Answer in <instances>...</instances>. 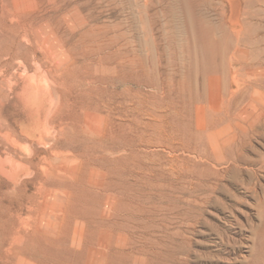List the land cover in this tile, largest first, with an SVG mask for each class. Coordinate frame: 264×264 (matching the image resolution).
Wrapping results in <instances>:
<instances>
[{
  "label": "rangeland",
  "instance_id": "obj_1",
  "mask_svg": "<svg viewBox=\"0 0 264 264\" xmlns=\"http://www.w3.org/2000/svg\"><path fill=\"white\" fill-rule=\"evenodd\" d=\"M72 4L77 9L54 16L62 18L63 26L57 31L66 40L50 51L54 57L65 52L77 56L76 60L43 57L14 60L12 67L0 64V95L8 91L9 84L12 88L2 113L8 126L4 129L13 128L8 132L12 133L11 138H17L20 148L44 147L37 142L36 129L43 124L44 104L35 108L23 95L28 75L41 82L46 73L48 80L62 81L60 89L68 84L67 87L74 84L77 88L87 79L113 76L112 69H108L109 60H139L138 77L142 83L139 155L135 161L126 160L131 162L128 168L113 165L112 175H106L107 179L109 176L114 179L111 194L116 197V203L112 210L106 202L108 192L97 187L90 190L83 185L75 187L76 190L71 188L74 195L68 209L67 234L56 243L21 238L15 250L0 254V264H264V238L257 234L258 200L249 196L238 182L234 164L218 165L216 187L212 191L203 188L193 192L196 202L190 206L180 202L174 209L170 178L167 179L173 149L177 147L176 154L184 157L187 151L183 149L193 148L200 140L192 109L194 95L206 89L205 78L217 74L215 90L224 91L229 89L226 86L229 60H264L261 59L264 58V0H79V3L72 0ZM48 18L49 29L54 19ZM67 62L70 73L64 75L65 81L60 80L54 68ZM161 85L163 89L158 87ZM51 89L56 98L54 86ZM222 116L223 113L208 123L203 121L201 128L216 131L227 123ZM67 134L56 141L55 151L68 154L71 159L76 157L77 161L87 157V148L93 145L89 168L93 174L106 172L110 162L96 157L95 140L92 139L93 143L86 139L76 129ZM51 138L44 137L43 141L47 142L44 149L55 143ZM258 141L252 142L255 152L264 153V141ZM4 148L0 146L6 155L8 151ZM226 150L234 156V144Z\"/></svg>",
  "mask_w": 264,
  "mask_h": 264
},
{
  "label": "bare ground",
  "instance_id": "obj_2",
  "mask_svg": "<svg viewBox=\"0 0 264 264\" xmlns=\"http://www.w3.org/2000/svg\"><path fill=\"white\" fill-rule=\"evenodd\" d=\"M82 4L85 5L86 2L84 1ZM74 8L76 6L72 4V0H0V64L12 67L14 60H41L43 57L50 60H76L77 56L74 57L65 52H60L58 57H54L50 51L51 47L64 43L63 41L66 40L57 31L58 27L63 26L61 25L62 18L58 16L57 19L54 16L60 12H71ZM50 13L53 15H49ZM48 17L54 19L49 29L46 22ZM119 59H108L110 65L108 69H112L113 76L87 79L85 82L83 81L84 84L80 83L82 85L77 88L76 85L73 86L74 84L67 87L68 84L60 89L62 81L58 82L59 80L55 78L48 80L46 73L41 82L36 80V77L28 75V85L27 89L23 90V95L26 96L27 102L35 108H40L39 106L44 104L43 124L36 128L38 132L37 142L45 147L47 144L43 141L45 136H50L55 141L54 144H50L45 149L44 147L43 149L42 147L41 149L20 148L17 138H11L12 133L8 132L9 129H4L8 126L5 124V115H2L5 102L8 101L9 93L12 92L11 85H8L7 92L0 95V146L3 145L4 149L8 151L4 155V150H0V152H4V156L0 154V254L15 250L19 240L25 237L47 243L59 241L62 235L66 233L68 209H70L69 204L73 199L72 191H74L71 188L81 185L89 187L88 189L97 187L101 192L102 190L108 192L106 202L109 203L110 209L115 207L116 197L111 194L113 191L112 180L114 179L111 180L110 176V179H107L106 175L111 174L115 165H118L120 169L128 168L131 162H126V160L131 158L135 161L137 159L139 155L138 146H140L138 128H140L139 122H142L139 116L142 101L140 85L142 83L140 84L138 77L141 62L139 60ZM261 59L264 58L261 57ZM54 72L59 77L53 72L52 75L60 78V80L64 79L70 73L68 62L55 67ZM74 75L72 72L71 76ZM228 76L229 83L226 86L228 85L229 89L216 91L219 76L212 74L205 78L206 89L201 93L196 92L197 94L194 95L195 105L192 110H194L195 121L199 125L200 140L197 144L194 143L196 145L193 148L189 149V146L187 150L183 149L187 151V156L186 154L184 157L177 155V147L173 149V154L170 155V169L167 166L166 168L170 170V172L167 170L169 172H167L169 174L167 179L170 178L169 188L172 192V206L175 209L180 202L189 206L196 202L192 195L193 192L203 191V188L212 191L218 184L216 182L218 165L221 163L234 164V172L238 175L236 179L250 194L249 196L252 195L256 197L255 200H258L260 224L257 234L264 238V153L255 152L252 143L257 140H259L258 142L264 141V60H229ZM233 85L234 90L232 89ZM51 86H54L58 93L56 98H53ZM158 87L164 88L162 85ZM76 89L77 92H75ZM72 92H75L77 96L72 95ZM192 110L189 113L193 112ZM221 113L224 115L222 119L226 120V124L220 126L216 131H206L201 128L203 121L208 123L215 120L220 117ZM72 129L86 135V139L89 138L92 142L93 140L96 141L98 154L96 157L110 162L111 165L106 166V172L93 174L92 169L89 168L93 145L87 148L91 151L86 152L87 157H80L77 161L74 160L76 157L71 159L69 158L70 155L60 154L54 150L56 141L64 135H68L67 133ZM66 130L69 131L66 132ZM76 134L79 135L77 132ZM69 136L71 138V135ZM72 138L77 137L73 136ZM85 138L83 137L82 140ZM233 144L234 156L226 150L227 146L230 147ZM180 145L179 148H181ZM79 148L81 149V145ZM249 152L255 154V157H250ZM93 158L95 159V157ZM73 161H75L74 164ZM95 166L97 165L94 164ZM121 171L123 172V170ZM246 174L247 176H244ZM212 178L216 180L214 181ZM125 180L127 181V179ZM128 183L130 184V182ZM125 185L128 186L126 183ZM33 187L35 190L32 191L31 188ZM201 194L203 195L204 192ZM118 198L120 197L118 196ZM5 242L6 246L4 247Z\"/></svg>",
  "mask_w": 264,
  "mask_h": 264
}]
</instances>
